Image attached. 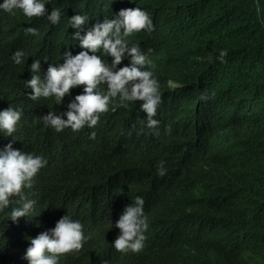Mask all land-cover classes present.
I'll return each instance as SVG.
<instances>
[{
    "label": "trees",
    "instance_id": "16d2710c",
    "mask_svg": "<svg viewBox=\"0 0 264 264\" xmlns=\"http://www.w3.org/2000/svg\"><path fill=\"white\" fill-rule=\"evenodd\" d=\"M118 1L52 0L49 14L56 9L66 19L72 13L65 10L73 8L78 9L75 14L94 17ZM127 1L156 20V35L170 55L163 86L171 88L169 81L180 85L172 92L170 112L183 119L185 138L212 135L224 140L237 166L209 191L185 195L187 203H181L169 196L162 179L150 174L157 156L136 163L105 148V128L116 135L131 126L126 113L105 117L103 126L95 127V140L71 128L57 132L45 127L43 115L59 112L64 105L29 99L25 79L31 63L22 59L16 64L12 57L22 50L26 59L49 56L57 61L72 41L70 32L46 21L35 39H17L12 17L0 11V111L16 104L24 112L13 138L6 140L0 132V150L13 142L14 149L40 154L47 161L32 187L23 189V195L35 201L33 213L13 224L10 214L0 210V264H29L21 253L24 235L51 221L56 226L67 214L85 220L86 239L80 252L61 256L58 264L154 256L167 245L163 230L152 231L141 255L122 256L111 247L117 196L133 201L140 194L149 199L152 188L165 193L159 203L149 199V212L170 215L183 238L192 231L208 246L200 255L176 256L167 264H264V0ZM221 50L227 51L226 64L216 59ZM205 93L209 99L201 100Z\"/></svg>",
    "mask_w": 264,
    "mask_h": 264
},
{
    "label": "clouds",
    "instance_id": "9594fccd",
    "mask_svg": "<svg viewBox=\"0 0 264 264\" xmlns=\"http://www.w3.org/2000/svg\"><path fill=\"white\" fill-rule=\"evenodd\" d=\"M51 2L0 0V11L12 17L11 28L17 39H35L46 21L53 26L63 25L70 32L72 41L57 61L49 56L26 59L22 50L12 57L16 64H21L22 59L31 63L25 79L29 99L64 105L59 112L43 115L45 127L57 132L71 128L95 140V127L103 126L105 117L119 111L126 113L129 121L132 119L131 126L116 135L105 128V148L136 163L157 156V167L150 174L162 179L169 196L181 203H187L185 195L209 191L219 177L236 168L237 162L224 140L212 135L186 139L183 119L170 112L172 92L180 85L169 81L171 88L163 86L170 55L156 35L155 19L139 7L128 6L127 0H119L113 9L94 17L75 14L78 9L68 8L65 11L72 15L61 19L59 10L49 14ZM226 57L227 51L221 50L216 59L226 64ZM200 99L209 97L205 93ZM10 105L0 111V132L6 140L18 132L24 116L16 104ZM85 126L94 129L87 130ZM12 144L0 150V210L7 211L10 222L17 224L20 218L27 219L33 213L35 201L27 199L23 189L32 187L33 178L47 161L40 154L14 149ZM164 193L152 188L149 199L159 203ZM13 197L19 200L10 199ZM149 199L140 194L133 201L117 196L111 222L112 251L122 256L141 255L149 247L153 230H163L167 245L142 260L102 264H167L176 256L207 251L208 246L197 233L187 231L188 238H183L170 215L151 214ZM84 233L85 220H73L67 214L56 226L51 221L24 235L21 253L29 264H58L61 256L83 249Z\"/></svg>",
    "mask_w": 264,
    "mask_h": 264
},
{
    "label": "bare ground",
    "instance_id": "6f19581e",
    "mask_svg": "<svg viewBox=\"0 0 264 264\" xmlns=\"http://www.w3.org/2000/svg\"><path fill=\"white\" fill-rule=\"evenodd\" d=\"M100 162H102V161H100ZM108 167V166H107ZM108 168H111V167H108ZM108 170H110V169H108Z\"/></svg>",
    "mask_w": 264,
    "mask_h": 264
}]
</instances>
